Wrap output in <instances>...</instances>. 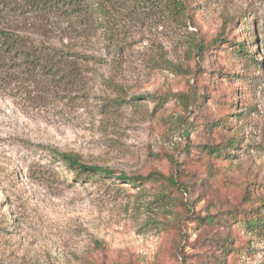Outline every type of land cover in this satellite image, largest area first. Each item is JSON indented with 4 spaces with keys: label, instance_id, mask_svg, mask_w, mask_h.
<instances>
[{
    "label": "rangeland",
    "instance_id": "rangeland-1",
    "mask_svg": "<svg viewBox=\"0 0 264 264\" xmlns=\"http://www.w3.org/2000/svg\"><path fill=\"white\" fill-rule=\"evenodd\" d=\"M173 1L0 0V264H264V0Z\"/></svg>",
    "mask_w": 264,
    "mask_h": 264
},
{
    "label": "trees",
    "instance_id": "trees-1",
    "mask_svg": "<svg viewBox=\"0 0 264 264\" xmlns=\"http://www.w3.org/2000/svg\"><path fill=\"white\" fill-rule=\"evenodd\" d=\"M63 3H67L70 4L71 7L75 8V9H81L82 7V2L83 0H60ZM174 4V8H176L177 10H185L186 9V4H185V0L184 2L179 1V0H174L173 1ZM93 10L95 11L96 8H98L97 4H93L92 5ZM97 10V9H96ZM7 40L6 42L9 44H12L13 46H15L17 49H21L22 46L27 48V49H37L40 52L36 54V58L38 59V62L40 63L41 60L44 58V55L41 54V50H43L45 48V46L43 45H38L37 47H31V46H27L26 41H24L22 38L20 39L19 36H7L6 37ZM48 49H50L52 52H54V54H50V52H47L46 56H50V58L52 59V61H54V64L60 63L64 58L65 55L64 53L62 54H57V50L58 47L56 46H48ZM203 49H205V47H202ZM235 141H233L232 143H234ZM52 155L58 156L60 161L68 168H71L73 170H81V171H87V172H94V173H99V174H103V175H107V176H111L114 174V171L111 168H107V167H103V166H98V165H91L88 164L86 162H84L81 158V155L77 152H72V151H60L57 149H51L50 152ZM122 178L124 179H129V180H141V181H145L148 179H151L153 177H165L164 174L159 173V172H151L146 176H130V175H126L125 173L121 174ZM168 180H170L174 185L177 183V181L175 180L174 177H168Z\"/></svg>",
    "mask_w": 264,
    "mask_h": 264
}]
</instances>
